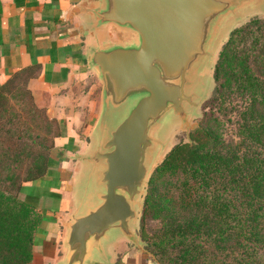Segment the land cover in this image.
Here are the masks:
<instances>
[{
    "label": "trees",
    "instance_id": "16d2710c",
    "mask_svg": "<svg viewBox=\"0 0 264 264\" xmlns=\"http://www.w3.org/2000/svg\"><path fill=\"white\" fill-rule=\"evenodd\" d=\"M259 34L264 20L258 18L230 32L217 55L201 119L187 142L170 148L149 184L139 236L167 264H229V255L234 264H262L257 258L264 253V41L261 45ZM36 69L20 70L0 85L1 112L6 95L24 91L28 107L19 110L31 122L38 116L46 127L44 136L30 140L20 116L15 125L0 119V264L31 261L41 214L17 195L23 183L44 176L59 135L57 122L35 106L26 87ZM224 117L234 128L229 139L221 132ZM54 123L56 133L47 142ZM179 174L183 178L172 193L166 183ZM146 219L158 224L151 235L144 229ZM232 237L235 248L225 251Z\"/></svg>",
    "mask_w": 264,
    "mask_h": 264
},
{
    "label": "water",
    "instance_id": "95a60500",
    "mask_svg": "<svg viewBox=\"0 0 264 264\" xmlns=\"http://www.w3.org/2000/svg\"><path fill=\"white\" fill-rule=\"evenodd\" d=\"M251 0H84V35L93 43L87 67L100 85L89 146L76 158L75 211L65 224L60 264H112L109 248L134 233L148 173L161 142L154 129L164 114L188 119L205 99L188 91L197 66L209 71L211 40L224 19ZM220 46V45H219ZM188 139V137H187ZM114 236L111 238V233ZM116 234V235H115Z\"/></svg>",
    "mask_w": 264,
    "mask_h": 264
},
{
    "label": "crops",
    "instance_id": "0c3cea01",
    "mask_svg": "<svg viewBox=\"0 0 264 264\" xmlns=\"http://www.w3.org/2000/svg\"><path fill=\"white\" fill-rule=\"evenodd\" d=\"M83 1L0 0V85L20 70L36 67L27 88L59 126L44 176L22 184L18 194L41 214L29 264H60L64 257V226L75 211L73 186L82 171L76 158L88 150L98 112L93 97L100 85L86 64L93 38L84 35ZM130 257L112 264H131L126 261Z\"/></svg>",
    "mask_w": 264,
    "mask_h": 264
},
{
    "label": "rangeland",
    "instance_id": "374dc122",
    "mask_svg": "<svg viewBox=\"0 0 264 264\" xmlns=\"http://www.w3.org/2000/svg\"><path fill=\"white\" fill-rule=\"evenodd\" d=\"M251 18H258L260 20H264V0H251L248 6L246 5L243 9H241L234 15L228 17L227 19H224L221 22L220 26L218 27L217 31L215 32L214 36L212 37L211 48L213 50H216L217 48L218 49L215 54V59L212 62L211 70L209 71V74H211V78L205 73L201 72L202 65L200 64V66L196 67L195 76L193 78V82L191 86L188 87V91L194 94L198 99H200L205 93H207L205 99L201 102L199 108L197 109L195 113L196 117L191 116L188 119L189 128L186 131H184L185 128L184 126L181 127V124L178 118H176L172 113H167L163 115L158 126L154 129V137L157 140L161 142H165L167 139L169 140L167 142V145L164 147V149L158 152V155L155 157L153 161V164L148 173L147 181H146L145 188H144L145 196L147 194L149 184L151 183V179L154 178L156 169L160 166L166 153L175 144L181 143V142H187L188 133L192 131L194 128H196L198 120L201 119L202 117L201 114L203 112V106L205 103L207 105V101L210 97L211 91L214 86L213 80H212L213 69L215 66V62L217 60V55L223 43L226 41V39H228L227 37H229V34L232 30L243 26ZM258 38H260L261 40L260 44L262 45L264 41V34L263 35L259 34ZM257 48H260V47H257ZM254 70L256 72L260 71V69H257L255 67H254ZM261 72H263V70H261L260 73ZM14 93L15 95H13ZM98 95H99V90H96L94 93V97H93L94 103L96 105L95 107L96 112H97V106H98ZM28 97L29 96L26 95L24 91L23 92L19 91V93L18 91L17 93L12 92L6 95L7 105H5V107L3 106V110H2L3 112L0 111V119L3 117H7L8 121L14 122V125H15L17 124V122L15 121L17 116H20L23 122V123L21 122V129L23 128V130L25 129L27 131L26 136L29 137V139L31 140L32 138H34L35 134L44 136L43 132L46 130V127L42 124L41 121L39 122L37 120L38 116H35L34 117L35 120L31 122L28 118L29 116H26L25 113L19 110V108L21 107H23L24 109L25 108L27 109L28 102H29ZM35 106L38 107L36 104ZM11 109H13V112L11 113V115H8L7 113L10 112ZM225 120H226L225 117L220 120L223 124L221 128V132L224 138L229 139L230 135H232L234 132V128L230 124H228V122ZM33 123H35L36 125L33 126L32 125ZM51 128L53 131L47 135L46 137L47 142H49L51 135L56 133L55 123L52 124ZM23 140L26 141L27 139L23 137ZM3 172L4 170L0 171V173H3ZM180 178H183L181 177V174L177 175V177L175 175H173V177H170L169 179L170 181L166 183L168 187L170 188V192L176 193L174 188H176V185H179L180 181L182 180ZM175 179L176 180L178 179L179 182L177 183ZM154 182H158V180L155 179ZM24 184L25 183H23V185ZM17 198H18V195H17ZM144 198L142 202V207L140 209L139 218L135 224V229H134V233L136 234V236L138 237L141 243L140 249L138 250L130 243L122 239H119L117 243H115L112 247L109 248V253L113 255V259H112L113 262L116 261L118 263L119 259L122 258V256H128V257L131 256L130 258H126V261H128L131 264H135V263H138V264H167L162 258H159V257L157 258L154 255V252L156 251L148 248L147 243L144 242L139 236V228H140V223H141L140 220H141V213L143 209ZM157 228H158V224L156 220H151V221L149 219L145 220L144 229L147 234L151 235V233L157 230ZM114 233L115 232L111 233V238L114 236ZM224 248H225V251H229L231 250V248L233 249L235 248V241L233 237L231 240L226 241V243L224 244ZM259 254H264V253L258 252V255H257V258L260 260V262L264 264V255H259ZM225 260L229 262V264H234L230 255Z\"/></svg>",
    "mask_w": 264,
    "mask_h": 264
}]
</instances>
